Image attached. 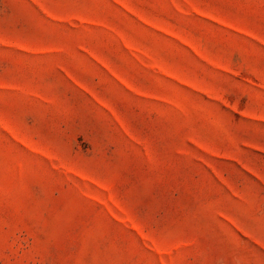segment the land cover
Returning a JSON list of instances; mask_svg holds the SVG:
<instances>
[{
	"label": "rangeland",
	"instance_id": "rangeland-1",
	"mask_svg": "<svg viewBox=\"0 0 264 264\" xmlns=\"http://www.w3.org/2000/svg\"><path fill=\"white\" fill-rule=\"evenodd\" d=\"M0 264H264V0H0Z\"/></svg>",
	"mask_w": 264,
	"mask_h": 264
}]
</instances>
